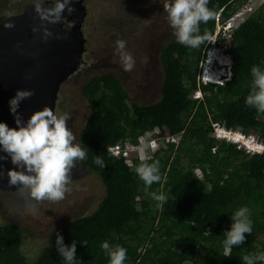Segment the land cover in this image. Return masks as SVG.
Here are the masks:
<instances>
[{"label":"trees","instance_id":"trees-1","mask_svg":"<svg viewBox=\"0 0 264 264\" xmlns=\"http://www.w3.org/2000/svg\"><path fill=\"white\" fill-rule=\"evenodd\" d=\"M22 1L14 4V15L34 3ZM246 1L209 0L214 16L199 25L203 43L191 48L174 39L163 46L164 80L157 102L133 100L113 72L86 83L83 94L91 113L79 143L87 157L74 163L100 177L103 199L92 214L58 225L34 244L28 242V230L0 224V264H65L56 249L57 232L66 245L76 241L77 264H109L101 248L104 241L127 249L125 264H243L244 255L264 251V154L250 155L215 139L212 126L219 123L264 141V112L246 104L252 67L264 69V4L231 33L233 79L225 85H202L203 99L192 98L217 22L227 21ZM7 11L0 10V23L13 15ZM156 129L179 137L178 143L161 146L151 157L160 162L161 180L148 191L167 197L161 207L146 194L133 167L108 152L111 145L126 140L136 144L139 136ZM96 156L105 167L94 163ZM241 206L251 211L252 233L225 257L224 232Z\"/></svg>","mask_w":264,"mask_h":264},{"label":"clouds","instance_id":"clouds-1","mask_svg":"<svg viewBox=\"0 0 264 264\" xmlns=\"http://www.w3.org/2000/svg\"><path fill=\"white\" fill-rule=\"evenodd\" d=\"M45 1H54V7H47ZM75 2L76 0H34L32 4L35 13L42 22L40 28L43 31V39L47 40L53 35L48 27L45 26V22L48 24L66 23L67 17L64 13L67 12L71 15L76 10L74 7ZM252 2L253 4H250ZM208 3L209 0H166L163 4V10L167 13L168 23L179 43L191 48H197L204 42L206 37L199 34V25L214 16L213 11L208 8ZM246 4H248L246 12L243 14L242 22H239L238 25L226 24L229 19L224 23L219 22L221 29L218 32L216 29L209 45L205 48L203 66L199 70L197 78L198 88L208 84L225 85L233 79L234 60L228 51V47L224 48L223 41L214 43L213 40L215 37L219 38L220 33L225 35L224 30L230 31V38L233 30L244 23L257 8L262 6L264 0H249L241 6ZM71 26L73 25H69V27ZM4 27L11 29L15 25L9 21L4 24ZM32 30L36 32L40 29L34 25ZM57 38L63 39L66 37L57 35ZM115 43L116 54L119 56V61L124 71L131 72L135 66V60L132 54L126 51V41L118 38ZM251 74L253 80L251 91L246 97V104L254 107L258 112H264V69L254 65L251 69ZM198 93H200V97H196ZM34 94V90L31 89H18L9 100L10 111L15 117L16 127H9L7 123L0 122V161L10 158L12 165H14L13 168L6 170L8 183L11 186H17L21 197L26 202V207L33 212L37 211L38 205L45 201L55 203L65 199L66 194L71 191L69 175L74 167V162L82 161L87 157L85 148L82 147L81 143L77 142L76 136L68 127V120L71 118L69 113H56L51 108L44 107L35 110L26 121L23 119L18 112L19 106L23 100L30 98ZM192 96L194 100L203 99V93L200 90H195ZM212 126L215 139L227 141L235 146H242L245 151L251 154H264V151L252 152L253 150L248 146V142L251 139H255L256 144L264 145V141L258 140L255 135H247L240 130H229L219 123H214ZM219 132L221 135H218ZM162 133H160V138L167 132L165 131V134ZM223 133H231L233 136L228 137V135H223ZM148 135L139 136L136 144L128 140L120 142L128 141L132 145H137L140 137ZM240 136H243V138H238ZM163 145H166V143L159 142L158 149ZM147 148L148 146L145 145L141 151L145 152ZM108 152L112 155L109 150ZM135 160L140 162L137 165L133 164L132 167L137 176L144 182L146 194L157 201V207H161L167 197L162 193L158 194L154 191H148L153 183H158L161 180L159 160H152L147 155H141L139 159L136 158ZM94 163L105 167L104 161L100 156L95 157ZM195 173L202 177L200 169L197 168ZM4 175L5 172L0 171V178ZM18 190H15V192ZM231 220L230 229L224 232L223 247L225 249V257L231 256L233 247L245 242V234L250 235L252 233L251 211L247 206H241L237 209L231 215ZM55 244L58 253L64 258L65 264H77L75 240L70 245H66L63 236L57 232ZM101 248L108 255L109 264H125L127 260L126 248L118 244L110 245L107 241L102 242ZM242 261L243 264H264V251L244 255Z\"/></svg>","mask_w":264,"mask_h":264},{"label":"rangeland","instance_id":"rangeland-1","mask_svg":"<svg viewBox=\"0 0 264 264\" xmlns=\"http://www.w3.org/2000/svg\"><path fill=\"white\" fill-rule=\"evenodd\" d=\"M17 1L0 0V10L4 12L8 9L7 12L14 15V4ZM25 2L26 0L22 1L23 4ZM165 2L166 0H83L85 12L80 26L84 47L83 63L62 83L55 106L56 113L70 114L68 127L73 131L77 142L80 141L85 122L91 113L83 94V88L91 78L113 72L133 100L151 104L160 99L164 80L160 52L165 44L176 39L168 23L167 13L163 10ZM247 5L241 6L226 24L236 26L242 22ZM74 22L75 16L64 26L72 28ZM219 29L221 24L217 22V32ZM224 32L223 40L215 37L213 42L223 41L225 48L229 45L230 31ZM118 38L126 41V51L134 57L135 66L131 72L124 71L116 54L115 42ZM202 66L200 63L199 70ZM195 90L202 91L201 88ZM114 109L115 112L120 111L116 107ZM236 147L245 151L242 146ZM69 186L71 191L64 200L55 203L45 201L38 205L35 212L26 207L19 190L15 192L0 189V224L20 226L30 232L29 243L34 244L37 240L42 242L58 225H64L76 216L92 214L105 194V186L100 177L75 163L69 175Z\"/></svg>","mask_w":264,"mask_h":264},{"label":"water","instance_id":"water-1","mask_svg":"<svg viewBox=\"0 0 264 264\" xmlns=\"http://www.w3.org/2000/svg\"><path fill=\"white\" fill-rule=\"evenodd\" d=\"M83 0L74 3L75 11L67 17V22L75 16L74 26L65 23L45 26L53 33L43 39L41 20L34 11L33 4L22 13L5 18L0 23V122L16 127L15 117L10 111L9 100L18 89L34 90V95L23 100L18 112L26 121L35 111L49 107L55 111L58 93L62 83L79 69L83 63L84 51L80 26L84 17ZM47 7H54V1H45ZM76 14V15H75ZM13 22L14 28H5L6 22ZM38 31L33 32V26ZM57 35L66 38L58 39ZM0 178L3 190H18L8 183L6 170L13 168L10 158L0 161Z\"/></svg>","mask_w":264,"mask_h":264},{"label":"built area","instance_id":"built-area-1","mask_svg":"<svg viewBox=\"0 0 264 264\" xmlns=\"http://www.w3.org/2000/svg\"><path fill=\"white\" fill-rule=\"evenodd\" d=\"M200 93L196 95V97H200ZM160 131L155 130L148 136H142L138 140L137 145H132L130 142H119L117 144H114L109 147V151L112 153V155L119 160H122L125 162L126 165L132 166L134 164V160L136 158L139 159L141 155H147L150 157H153L154 153L159 147V142L163 143H177L179 141V137H175L172 135H169L166 133L162 138H160ZM218 135H221L219 132ZM223 135H228V137L233 136L231 133H223ZM240 139L243 138V136L238 137ZM145 145L148 146L147 151L142 152L141 150L145 147ZM248 146L253 150L252 152H263L264 145L262 144H256L255 139H251L250 142H248ZM250 150V149H249Z\"/></svg>","mask_w":264,"mask_h":264},{"label":"flooded vegetation","instance_id":"flooded-vegetation-1","mask_svg":"<svg viewBox=\"0 0 264 264\" xmlns=\"http://www.w3.org/2000/svg\"><path fill=\"white\" fill-rule=\"evenodd\" d=\"M82 6H84V5H83V2H82Z\"/></svg>","mask_w":264,"mask_h":264},{"label":"bare ground","instance_id":"bare-ground-1","mask_svg":"<svg viewBox=\"0 0 264 264\" xmlns=\"http://www.w3.org/2000/svg\"><path fill=\"white\" fill-rule=\"evenodd\" d=\"M264 150V149H263Z\"/></svg>","mask_w":264,"mask_h":264}]
</instances>
